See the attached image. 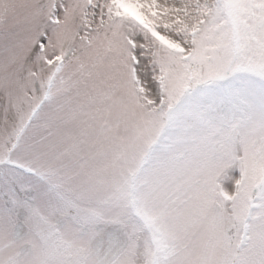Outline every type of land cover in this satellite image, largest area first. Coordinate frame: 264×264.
<instances>
[{"label": "snow or ice", "instance_id": "snow-or-ice-1", "mask_svg": "<svg viewBox=\"0 0 264 264\" xmlns=\"http://www.w3.org/2000/svg\"><path fill=\"white\" fill-rule=\"evenodd\" d=\"M0 264H264V0H0Z\"/></svg>", "mask_w": 264, "mask_h": 264}]
</instances>
